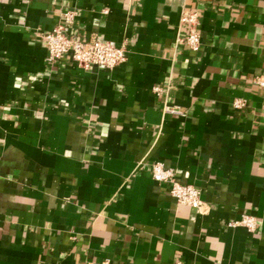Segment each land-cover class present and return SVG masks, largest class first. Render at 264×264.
I'll return each mask as SVG.
<instances>
[{"label": "crops", "instance_id": "obj_1", "mask_svg": "<svg viewBox=\"0 0 264 264\" xmlns=\"http://www.w3.org/2000/svg\"><path fill=\"white\" fill-rule=\"evenodd\" d=\"M65 9L69 35L125 61L51 63L42 34ZM263 72L264 0H0V264H264ZM243 214L252 232L229 225Z\"/></svg>", "mask_w": 264, "mask_h": 264}, {"label": "built area", "instance_id": "obj_2", "mask_svg": "<svg viewBox=\"0 0 264 264\" xmlns=\"http://www.w3.org/2000/svg\"><path fill=\"white\" fill-rule=\"evenodd\" d=\"M75 16V10H63L60 13L59 21L42 34L47 49V59L51 63L65 55H68L76 65L84 69L93 67L111 69L125 61L127 51L124 44L118 45L108 40H101L95 33L85 39L69 35L67 28L74 22ZM180 23L187 26V31L178 38V41L191 50H197L200 46L197 13L183 9L180 14ZM253 82L264 92V72L261 76H256ZM241 104L242 101L238 99L233 102L235 107H239ZM151 175L155 181L168 184L169 194L177 204L194 208L200 212L205 210V204L200 197V189L193 184L179 182L172 167L165 166L161 162H154L151 166ZM229 225H241L252 232L256 220L254 216L243 214L239 219L230 222Z\"/></svg>", "mask_w": 264, "mask_h": 264}]
</instances>
